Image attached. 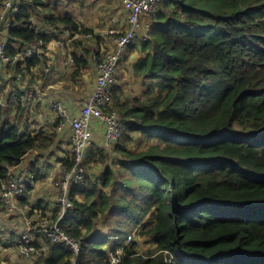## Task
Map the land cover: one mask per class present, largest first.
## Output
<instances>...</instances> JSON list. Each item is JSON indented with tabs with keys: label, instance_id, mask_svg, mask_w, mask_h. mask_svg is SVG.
<instances>
[{
	"label": "trees",
	"instance_id": "1",
	"mask_svg": "<svg viewBox=\"0 0 264 264\" xmlns=\"http://www.w3.org/2000/svg\"><path fill=\"white\" fill-rule=\"evenodd\" d=\"M21 1L8 32L11 54L47 40ZM155 16L136 66L151 83L133 104L120 103L115 86L126 124L117 147L123 182L108 168L100 186L88 176L70 189L75 209L62 224L81 241L74 264H110L109 252L123 244L121 264H264V0H164ZM61 19L74 32H91L69 15ZM24 61L30 69L40 56ZM74 61L75 74L87 65L83 55ZM4 115L0 101V189L12 168L55 138L22 133ZM129 132L160 145L134 152ZM101 218L110 236L81 239ZM124 218L156 246L139 254L137 241L123 243ZM112 233L120 238L110 240ZM52 251L45 264L73 263L70 249Z\"/></svg>",
	"mask_w": 264,
	"mask_h": 264
},
{
	"label": "crops",
	"instance_id": "2",
	"mask_svg": "<svg viewBox=\"0 0 264 264\" xmlns=\"http://www.w3.org/2000/svg\"><path fill=\"white\" fill-rule=\"evenodd\" d=\"M23 3L29 13V20L47 40L36 54L40 56V62L36 66L27 69V61L24 60L19 62L22 66H17L18 62L11 65L0 64V101L5 108L4 117L16 122L22 133L36 136L44 132L55 134V138L51 143L46 138L44 145L38 144L19 166L12 168L10 176L5 180L31 172L39 177L31 191L19 200V207L15 212H7L0 204V264H45L55 252L52 247L56 244L43 237L35 238L36 243L43 248V255L24 257L18 248L28 217L58 216L57 198L68 171L67 165L72 161L71 129L57 128L54 104L60 103L70 118L80 115L84 100L90 97L96 85L94 55L115 49V43L106 34L107 31L113 26L119 31L128 28V10L124 6V0H23ZM3 10V0H0V12ZM66 15L75 19L80 28L90 29L91 32L70 30L61 19ZM143 19L147 20L145 22L150 21L153 28L159 23L154 15L145 14ZM10 25L2 34L9 40ZM13 44L18 50L22 48L19 40H14ZM142 45L143 43H136L130 46L117 68L115 76L120 103H135L134 99L143 97V92L151 83V80L145 79L136 71L137 63L146 53ZM75 54L83 55L87 61V65L77 74L75 61H71ZM128 81L133 82V85L130 86ZM131 87L134 89L132 92ZM32 89L35 91L34 97L28 104L27 95ZM15 95L16 99L10 101ZM91 132L94 142L90 155H98L100 150H104L106 155L101 159L99 155L98 163L95 164L97 166L92 170L90 167V181L100 186L105 171L112 168L116 174V183H120L117 165L124 157L117 151L119 144L105 148L104 125L98 120L92 123ZM111 188L112 186L106 187L104 191L110 194ZM84 198L83 194H78L76 200L83 202ZM104 220H97V226L103 224ZM85 230L83 228L81 239L93 234V231L88 234Z\"/></svg>",
	"mask_w": 264,
	"mask_h": 264
},
{
	"label": "built area",
	"instance_id": "3",
	"mask_svg": "<svg viewBox=\"0 0 264 264\" xmlns=\"http://www.w3.org/2000/svg\"><path fill=\"white\" fill-rule=\"evenodd\" d=\"M164 0H124V6L128 10V28L119 31L116 26L111 27L107 34L113 39L115 49L98 52L94 55L96 62V85L89 98L84 100L81 113L77 117L70 118L67 110L60 103L54 104L57 128L71 129L70 143L73 165L66 172L61 193L57 198L58 216L52 218L47 215H38V220L28 217L26 228L21 235L18 248L24 257L43 255V248L35 241L36 237L49 239L52 243L70 249L73 252V263L81 249V241L73 237L64 227L65 220L75 209V202L70 197V189L73 186L84 184L88 178L89 168L87 160L91 156V148L94 138L91 132L92 123L98 120L104 125V146L111 147L120 144L126 124L123 115L114 108L115 86L117 85L116 71L123 59L125 51L136 43L148 41L151 38L153 24L145 22L143 15H156ZM21 0H3L4 10L0 12V64L11 65L21 60H27L37 54L43 46V41L28 45L24 50L15 54L9 53V39L3 36V32L21 11ZM36 32L39 29L35 28ZM71 61L74 62L72 58ZM35 91L30 90L26 102L31 103ZM12 96L10 101L16 99ZM37 182L35 172L20 174L4 181L0 189V204L7 212H15L19 207V200L24 198L30 187ZM132 241L129 236L127 242ZM126 245L117 247L109 253L110 264H121L125 254Z\"/></svg>",
	"mask_w": 264,
	"mask_h": 264
},
{
	"label": "rangeland",
	"instance_id": "4",
	"mask_svg": "<svg viewBox=\"0 0 264 264\" xmlns=\"http://www.w3.org/2000/svg\"><path fill=\"white\" fill-rule=\"evenodd\" d=\"M149 16H153V15H150L149 14ZM145 21H147V20H145ZM117 71H118V69H117ZM128 84L131 86V85H133V82L128 81ZM133 90H132V87H131L130 92H132ZM121 97H122V95H121ZM117 100H119V99H117L116 94H115V102H114V106H113L114 108L116 107ZM116 108H118V107H116ZM126 137H128V138L130 137L129 139H131V141H128V146L134 152L145 151L147 149H150L151 147L160 145L159 142L155 138L153 139V138L145 137L141 133H135V132H131L130 133L129 132V134L128 133L126 134ZM122 143H125V141H123ZM99 155H101L100 156V159H101V157L104 156V155H106V153H105L104 150H100L98 152V155H95L94 157L91 155L88 158V160H87V166H88L89 170H90V167H91V170H92L93 167L97 166L95 164L98 163L97 161H98ZM92 159H93V161H91ZM99 165H101V163ZM121 181L123 182V179L122 178H121ZM118 187H120V185H118ZM3 211L6 214V212H5L4 209H3ZM31 218L36 219V220L39 219L38 217H35V216H32ZM63 221H65V220H63ZM63 221H62V223H63ZM124 221L128 223L127 227H125L126 230L123 229V232H122L123 233V236H124V239L127 240L128 237L130 236L132 238V241H137V244H138L137 245V252L139 254H146L148 252V250H150L151 248H154L156 246L154 244V242H152V240L148 236H142L141 237L139 234H137V230L136 229L135 230L134 229H131V227H132V225H130L131 224V221H132L131 219L128 220L127 218H124ZM110 230H111V227L109 228V226H108L107 228H105L104 227V224H99V226H97L93 230V232L94 233L100 232V234L103 236V239H107V237L110 236L109 235V231ZM127 232L129 233L128 234L129 235L128 237H127ZM115 234L116 233H112V237L110 238V240L116 241V240H118L120 238L118 235H115ZM97 238H99V237L97 236ZM125 242L127 243V241H124L123 243H125ZM123 245H126V244H123ZM108 248H109L108 246L105 247V249H108Z\"/></svg>",
	"mask_w": 264,
	"mask_h": 264
}]
</instances>
